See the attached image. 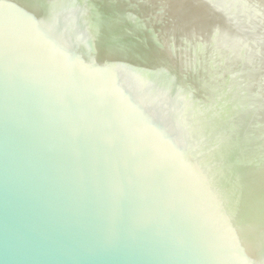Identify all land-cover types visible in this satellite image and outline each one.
Masks as SVG:
<instances>
[{"label": "water", "instance_id": "water-1", "mask_svg": "<svg viewBox=\"0 0 264 264\" xmlns=\"http://www.w3.org/2000/svg\"><path fill=\"white\" fill-rule=\"evenodd\" d=\"M0 264H264V0H0Z\"/></svg>", "mask_w": 264, "mask_h": 264}]
</instances>
